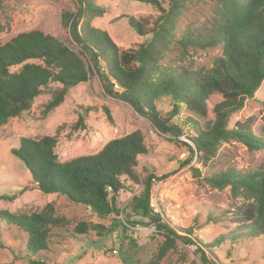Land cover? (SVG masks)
<instances>
[{
  "label": "trees",
  "instance_id": "1",
  "mask_svg": "<svg viewBox=\"0 0 264 264\" xmlns=\"http://www.w3.org/2000/svg\"><path fill=\"white\" fill-rule=\"evenodd\" d=\"M128 1L150 6L160 14L152 23L147 18H126L138 36L152 34L150 40L135 49L122 51L105 32L91 27L94 18L106 13L94 0H79L76 15L61 16L62 25L69 29L80 52L38 30L20 33L0 45V127L28 112L43 90L58 84L60 88L45 105L43 115L47 116L62 104L70 89L95 75L105 95L126 103L137 116L150 122L158 134L174 138L182 135L186 127L191 145L186 147L200 163L210 161L221 144L231 141L241 143L250 153L264 150V127L256 135L251 130L252 118L236 123L231 129L227 126L230 117L244 109L246 101L253 99L264 82V0H169L167 10L165 0ZM191 2L212 4L211 29L205 37L186 35L177 43L199 49L220 46L222 54L206 71H168L159 62L167 42L175 40V19ZM87 57L90 66L84 60ZM89 110L86 108L84 113ZM261 110L264 113V101ZM104 113L112 123L109 111L104 109ZM208 113L213 121L204 127L201 118ZM84 129V116L80 114L71 130ZM56 145V137L21 138L18 148L11 153L24 164L33 189L40 194L62 196L72 204L89 208L101 219L116 217L115 224L109 227L80 222L74 227L75 233L93 231L105 236L116 227H123L121 219H117L123 214L117 207V198L128 183L141 189L127 209L147 218L164 238L156 256L144 264H160L177 240L193 244L164 224L150 207L156 177L143 169L144 177L140 180L136 171L139 159L147 155L140 131L110 140L94 155L68 161L58 160ZM191 171L199 176L198 169ZM206 181L213 189L229 188L233 197H241L243 201L240 232L220 236L213 245L256 239L264 244V165L248 172L220 171ZM122 220L131 224L127 216ZM0 224L12 226L25 235L28 264H46L38 255L48 250L52 231L64 228L67 221L56 214L52 204H47L30 213L0 210ZM261 258L264 262V247ZM201 260L206 264L204 258ZM119 261L139 264L129 254H121Z\"/></svg>",
  "mask_w": 264,
  "mask_h": 264
},
{
  "label": "rangeland",
  "instance_id": "2",
  "mask_svg": "<svg viewBox=\"0 0 264 264\" xmlns=\"http://www.w3.org/2000/svg\"><path fill=\"white\" fill-rule=\"evenodd\" d=\"M94 2L106 13L101 18H94L91 27L105 32L120 50L135 49L151 39L152 34L138 36L128 26L126 18H147L152 23L160 15L152 7L128 0ZM164 2L167 10L169 0ZM79 7V0H2L0 45L20 33L38 30L74 52H80L71 40L69 29L61 23L63 14L74 16ZM213 17L211 3L186 4L173 23L175 40L167 42L159 64L168 71L210 69L213 61L222 54L220 46L199 49L192 45L184 47L177 42L186 35L205 37L211 29ZM84 60L91 65L88 57ZM59 88L58 84L50 85L34 100L28 112L0 127V210L30 213L52 204L56 214L67 221L64 228L52 231L48 250L38 255L41 261L46 264H120V255L129 254L139 264H144L156 256L164 238L147 218L127 209L141 189L128 183V188L117 198V207L123 211L117 219H121L123 227L118 226L105 236H98L93 231L75 233L74 227L80 222L109 227L115 224L116 217L101 219L87 207L72 204L59 195H42L33 189L24 164L11 153L18 148L20 139L56 137L58 160L68 161L94 155L110 140L140 131L146 142L147 155L139 159L136 171L140 180L144 177L143 169L156 177L150 207L178 236L193 243L177 240L160 264H205L202 258L206 264H264L261 239L233 245L224 241L218 246L213 245L220 236L240 232L243 201L241 197H233L229 188L213 189L206 181L211 174L220 171L248 172L261 168L264 150L250 153L241 143L231 141L221 144L210 161L200 163L186 147L191 146L186 127L178 137L158 134L150 122L137 116L126 103L105 95L95 75L88 82L70 89L62 104L44 116L45 105ZM263 101L264 82L253 99L246 101L244 109L230 117L228 128L252 118L251 130L259 135L264 127ZM86 108L90 110L84 113ZM104 109L109 111L112 123L108 122ZM80 114L84 116L85 129L72 131L71 126ZM212 121L210 113L201 118L204 127H209ZM192 168L199 170V176L193 175ZM126 216L130 225L122 220ZM25 245L24 234L12 226L0 224V264H28Z\"/></svg>",
  "mask_w": 264,
  "mask_h": 264
},
{
  "label": "water",
  "instance_id": "3",
  "mask_svg": "<svg viewBox=\"0 0 264 264\" xmlns=\"http://www.w3.org/2000/svg\"><path fill=\"white\" fill-rule=\"evenodd\" d=\"M226 125V122H225V124H224V126Z\"/></svg>",
  "mask_w": 264,
  "mask_h": 264
}]
</instances>
